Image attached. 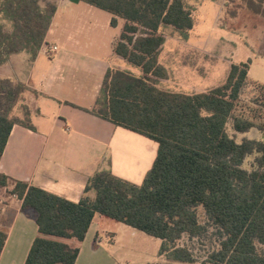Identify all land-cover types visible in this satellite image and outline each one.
Wrapping results in <instances>:
<instances>
[{
	"label": "trees",
	"instance_id": "16d2710c",
	"mask_svg": "<svg viewBox=\"0 0 264 264\" xmlns=\"http://www.w3.org/2000/svg\"><path fill=\"white\" fill-rule=\"evenodd\" d=\"M84 1L109 13L111 26L122 21L113 52L140 71L137 76L109 67L93 107L85 111L153 140L157 154L140 185L102 170L87 179L77 203L12 181L10 193L22 200V209L34 212L37 225L24 264H74L95 214L158 238L167 261L193 264L191 249L178 242L206 232L199 208L219 237L206 263L264 264V141L235 139L252 128L264 132V84L248 80L250 60L231 63L224 82L203 92L161 89L157 83L168 77L158 60L163 28L187 38L194 26L185 0ZM56 7L50 0H0V66L20 52L36 57ZM248 85L257 95L244 107L240 97ZM26 90L0 78V158L13 125L34 130L26 106L25 119L11 114ZM248 156L249 170L242 167ZM10 182L0 173V188ZM5 239L0 230V253Z\"/></svg>",
	"mask_w": 264,
	"mask_h": 264
},
{
	"label": "crops",
	"instance_id": "0c3cea01",
	"mask_svg": "<svg viewBox=\"0 0 264 264\" xmlns=\"http://www.w3.org/2000/svg\"><path fill=\"white\" fill-rule=\"evenodd\" d=\"M50 1L57 7L36 57L31 60L27 53L20 52L0 66V78L26 86L21 100L34 127L30 130L13 125L0 158V173L11 180L8 186L0 188V230L6 233L0 264H24L38 234L34 212L22 209V200L10 193L12 181L26 182L77 203L87 179L102 170L140 185L157 154L158 145L153 140L85 111L93 107L109 67L140 75L137 68L135 72L123 66L125 61L113 52L122 21L117 19V24L111 26L109 13L84 0ZM52 46L57 49L50 50ZM230 53L242 61H230L227 73L231 63L250 60L248 80L264 84V67L256 66L257 58L253 57L264 58V41H253ZM9 72L11 75H3ZM212 72L211 67L203 82L213 76ZM252 72L256 77H252ZM201 81L199 78L198 82ZM186 83L198 85L193 81ZM218 83L215 86L221 84ZM106 219L94 215L74 264H122L115 246L116 234L110 231ZM103 240L109 244L102 245ZM158 258L163 255L158 253ZM147 260L144 264L156 263L154 257Z\"/></svg>",
	"mask_w": 264,
	"mask_h": 264
},
{
	"label": "rangeland",
	"instance_id": "374dc122",
	"mask_svg": "<svg viewBox=\"0 0 264 264\" xmlns=\"http://www.w3.org/2000/svg\"><path fill=\"white\" fill-rule=\"evenodd\" d=\"M185 2L192 11L194 26L188 32L187 38H183L170 27L163 28L166 38L158 60L165 67L168 77L157 87L173 92L195 93L211 88L219 81V83L224 81L230 61H242L236 55H231L230 52L233 49L249 45L253 41L259 43L264 41V0H185ZM4 24L6 27L9 26L5 22ZM253 57L257 58L256 66L264 67L262 56L253 55ZM252 61L255 65L253 59ZM123 66L137 71L125 62ZM211 67L213 68L212 82L209 83L211 78L207 77L206 84L203 82V77ZM177 70H180L182 74L176 73ZM3 75H11V73H3ZM252 77H256L253 72ZM199 78L202 79L200 83ZM186 81H193L198 85L188 84ZM256 95V88L248 85L240 97L241 106L248 105ZM24 106H26L24 101L20 99L11 114L20 120L25 119ZM30 106L33 107L31 102ZM227 131L233 135L230 121L227 124ZM237 134H235L237 141L244 137L264 141V132L249 130L246 133ZM252 161L253 156L246 157L242 167L251 169ZM198 218L200 223L206 225L203 236L190 239L184 235L178 244L187 245L191 249L195 257L193 264H208L206 258L213 249L218 247L219 237L216 229L207 224L201 208L198 209ZM106 220L109 222L110 231L116 234L115 246L123 259L122 264H144L151 257L156 258L155 261L159 264H188L169 262L164 256L158 258L161 242L156 241L155 237L110 218ZM101 242L102 245L109 244L106 240Z\"/></svg>",
	"mask_w": 264,
	"mask_h": 264
},
{
	"label": "built area",
	"instance_id": "2783aa9c",
	"mask_svg": "<svg viewBox=\"0 0 264 264\" xmlns=\"http://www.w3.org/2000/svg\"><path fill=\"white\" fill-rule=\"evenodd\" d=\"M49 48H50V50H56L57 49L55 46H52V47H49Z\"/></svg>",
	"mask_w": 264,
	"mask_h": 264
},
{
	"label": "water",
	"instance_id": "95a60500",
	"mask_svg": "<svg viewBox=\"0 0 264 264\" xmlns=\"http://www.w3.org/2000/svg\"><path fill=\"white\" fill-rule=\"evenodd\" d=\"M70 1H72V2H77L78 0H70Z\"/></svg>",
	"mask_w": 264,
	"mask_h": 264
}]
</instances>
